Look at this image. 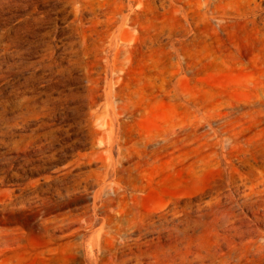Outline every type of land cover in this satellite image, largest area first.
<instances>
[{
  "label": "rangeland",
  "instance_id": "rangeland-1",
  "mask_svg": "<svg viewBox=\"0 0 264 264\" xmlns=\"http://www.w3.org/2000/svg\"><path fill=\"white\" fill-rule=\"evenodd\" d=\"M0 264H264V0H0Z\"/></svg>",
  "mask_w": 264,
  "mask_h": 264
}]
</instances>
